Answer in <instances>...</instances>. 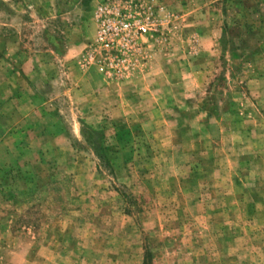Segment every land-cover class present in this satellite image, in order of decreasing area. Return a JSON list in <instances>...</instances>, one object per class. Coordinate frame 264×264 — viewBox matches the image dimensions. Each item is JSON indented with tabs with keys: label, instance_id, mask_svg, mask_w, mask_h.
<instances>
[{
	"label": "rangeland",
	"instance_id": "obj_1",
	"mask_svg": "<svg viewBox=\"0 0 264 264\" xmlns=\"http://www.w3.org/2000/svg\"><path fill=\"white\" fill-rule=\"evenodd\" d=\"M0 99V264H264V0H0Z\"/></svg>",
	"mask_w": 264,
	"mask_h": 264
},
{
	"label": "built area",
	"instance_id": "obj_2",
	"mask_svg": "<svg viewBox=\"0 0 264 264\" xmlns=\"http://www.w3.org/2000/svg\"><path fill=\"white\" fill-rule=\"evenodd\" d=\"M94 22L95 33L93 32L91 44L85 54V63L94 66L95 44L98 51H100V55H104V60L109 62L110 68V70H107L104 63H98V71L106 72L107 75L113 77H119L124 72L117 74L114 67L118 64L113 61L133 54L135 41H138L139 37L148 34L150 27L147 23L128 16L119 8L116 1H106L98 5L94 11Z\"/></svg>",
	"mask_w": 264,
	"mask_h": 264
},
{
	"label": "crops",
	"instance_id": "obj_3",
	"mask_svg": "<svg viewBox=\"0 0 264 264\" xmlns=\"http://www.w3.org/2000/svg\"><path fill=\"white\" fill-rule=\"evenodd\" d=\"M1 106H2V101H0V108H1ZM2 126H3V123H2V120H1V117H0V131H1ZM0 133H2V132H0Z\"/></svg>",
	"mask_w": 264,
	"mask_h": 264
}]
</instances>
